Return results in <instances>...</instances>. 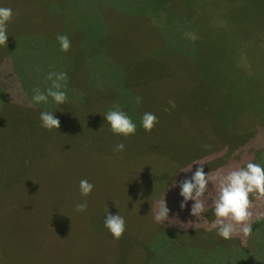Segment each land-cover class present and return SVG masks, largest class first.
<instances>
[{"label":"rangeland","instance_id":"obj_1","mask_svg":"<svg viewBox=\"0 0 264 264\" xmlns=\"http://www.w3.org/2000/svg\"><path fill=\"white\" fill-rule=\"evenodd\" d=\"M43 1L0 0V7L12 10L8 27L13 30L19 24V31H31L20 37L18 48L9 56L0 58V226L1 239L11 247L4 260H11L19 248L13 247L10 238L21 233L20 227L45 235H35L31 264H44L43 251L52 232L66 234L52 242L50 254H72L76 257L73 264H264V199L249 194L252 232L247 238L236 233L224 240L215 229L205 231L215 220L210 207L217 191L214 183L202 198L208 210L191 216L192 201L181 209L179 188L172 187L174 180L191 176V171H183L189 167L169 180L161 173L163 158H157L156 167L148 156H127L126 146L120 153L113 151L116 144L125 145L134 136L104 132L98 121L118 105L137 130L144 114L137 109L153 112L156 105L159 113H170V120L196 121L206 128L211 142L200 144L204 151L225 153L230 144L241 150L240 160L205 171L209 175L243 167L249 161L264 166V0H69V9L61 16L52 15L59 5L43 8ZM58 21L67 27L60 34L75 40L68 52L61 51L57 36L50 33ZM69 52L86 61L82 72L89 64V75L81 72L74 78L67 71ZM49 73L54 74L53 80L56 74H65L59 83L66 101L57 105L49 97L46 104H33V89L44 92L51 86ZM91 82L104 99V108L98 111L88 106ZM41 111H55L59 128H42ZM76 123H82L86 131L82 147L76 135L66 133ZM168 125L171 131L174 127ZM97 131L104 134L96 139ZM13 148L22 153L21 158ZM190 165L194 171V162ZM128 166L136 172L129 174ZM80 171H87L93 181L87 196L74 184V174ZM147 174L157 187L166 186L168 215L172 208L181 209L187 223L180 219L154 222L157 202L164 197L145 199L148 196L142 195L144 201L136 203L140 200L127 191L126 184L146 183ZM27 200L34 206L33 211L29 208L31 216L24 205ZM54 201L61 206L57 213L69 218L58 222V230L47 228L49 220H55L47 219L54 208L48 213L43 209ZM4 202L12 204L3 213ZM81 202L87 208L78 212L75 206ZM17 203L21 207L16 208ZM106 208L124 217L122 236L108 239L112 235L80 232L91 218L102 223ZM205 237L210 238L209 247ZM82 243L89 246L74 248Z\"/></svg>","mask_w":264,"mask_h":264},{"label":"trees","instance_id":"obj_2","mask_svg":"<svg viewBox=\"0 0 264 264\" xmlns=\"http://www.w3.org/2000/svg\"><path fill=\"white\" fill-rule=\"evenodd\" d=\"M69 0H46L43 1V8H46L50 5V3L55 4V5H59V7H57L59 10H61V12L58 11V9L54 10L56 12V14H52V15H59L61 16V14L63 13L62 11L69 9ZM73 1V0H71ZM49 8V7H48ZM31 12V11H30ZM35 14V13H33ZM42 14V11H41ZM49 14H50V9H49ZM43 17H46L43 16ZM50 17V16H49ZM42 16H39L37 18V20H41ZM105 19L107 20L108 17H105ZM17 25V24H16ZM13 26V30L8 27L11 26L10 21L7 23V33L9 34L8 39H7V43L6 46H0V58H3L5 56H9L15 49L18 48L17 42L20 40V37H22V35H28L30 34L29 32H31L30 30L27 31V33L23 32V31H19L18 27L19 24L17 26ZM66 27L64 23L61 22H56L53 24L52 29L50 31L51 34L58 36L61 33V28ZM70 27L73 28V25H70ZM67 28V27H66ZM75 40H70V43L72 44V42H74ZM79 44V43H78ZM75 46V45H74ZM72 46H70L68 49L70 50ZM68 52V50H67ZM228 51L226 50V53ZM69 56L71 57L70 59H68V64H67V71L69 70V72H71L72 76L74 78L79 77V75H89L90 72V66L87 63V70L86 72H82L83 70V65L86 63V61L83 60H77V56L75 53H68ZM76 56V58H75ZM82 72V73H81ZM173 85L170 83V87H172ZM168 87V89L170 88ZM91 89H92V93H90L92 96H88V106L93 110V111H98L101 108H104V99L101 98V92L98 88V86L94 85L91 82ZM156 105H154V109L153 112H149V111H145L142 109H137L138 111H144L145 112H149V113H153L155 114V116L157 117V121L154 124V126L152 127V129L150 131H145L143 127H139L135 133L133 134L134 136V140L132 141H126L125 146L126 149L124 151V153H126L127 156H148L149 161L154 162L156 164V167L158 166V161L157 158H163L161 159V170H162V174L166 175L169 177V180L171 178H173L174 176L179 175V171L185 167H190V163L194 162L195 167L196 164H203L204 165V171L207 170H214L216 168H218L219 166H222L224 164H228L230 163V160H240L241 154L239 148L237 147V145L235 144H230L227 147V151L225 153H221V154H214L213 150H209V151H204L201 147L200 144H204V143H209L211 142L210 140V136L207 135V129L200 126L198 124V122L196 121H190L191 123H185L183 120L180 121H173L170 120L169 118V114L170 113H166L165 111H161L160 113L157 111L158 107H155ZM98 109V110H97ZM171 110V109H169ZM107 111V110H106ZM105 111V112H106ZM104 112V113H105ZM98 121L100 122L99 124L102 125L101 129L104 130V132H107L108 130H110V127L108 125L107 122L104 121L103 117L99 116ZM181 122V123H180ZM169 124H172L171 127H174L171 131L170 129H168V127H170ZM103 127H108V129H104ZM84 128L82 127V123H76L73 125V128L69 131H67L66 133L68 135H76L77 138H79L78 144L80 145V147L85 146V143L82 142L81 139H84V134L86 131L83 130ZM74 130V131H73ZM164 132L169 133L168 136L165 135ZM175 132V135H173L171 137V134ZM97 137L96 139L103 135V132H95ZM132 136V135H131ZM217 136V134H215V137ZM214 137V138H215ZM95 140V139H94ZM99 141H102L101 139ZM74 146H76V144H74ZM96 146H101V145H96ZM78 147V146H76ZM242 149V146H239ZM19 151H21L20 147H19ZM13 152L15 153V155L18 158L22 157V153L20 152H16L15 148H13ZM117 153H120L117 152ZM204 157V159H202ZM24 160V159H23ZM26 161H24L25 166H26ZM127 161H133L129 158H127ZM156 167L154 169H156ZM129 169V174H133L136 172V170H134V167H130L128 166ZM101 171V169L99 170ZM87 171H80L78 173L74 174V184L78 183L81 179H85L88 180L90 183L93 184V181H91L86 173ZM115 174H117L120 171H113ZM147 173L150 174L149 169H147ZM113 181V180H112ZM127 187V191L128 192H132L134 193V195H137V200L140 201H136V203H140L143 202L144 200L141 199L142 195H146L148 196V198L145 199H161L162 197H164L165 199V194L163 191V189L166 187L164 184L160 187L156 186V182H152V177L150 175L147 174V182L146 183H127L126 184ZM208 191V190H207ZM214 196V195H213ZM206 197V195L204 196ZM203 198V197H202ZM143 200V201H142ZM12 204V202H4L2 204V209H3V213L5 210L8 209V207ZM25 208H28V215H32V211L34 210V206H30L29 204V200L25 201ZM50 207H44L43 209L48 210L45 211L46 213H48L52 208L54 213H52L50 211V214L48 216L47 219L49 220V218L54 217L55 220H52V222H50L49 220V225L47 226V228H52L54 230H58L61 226L59 225V221L61 219H69L66 215L64 216H60L61 214L57 213V209H60L61 206H58L57 201H54L52 204L49 205ZM21 207L19 203H17L16 208ZM29 208H31L32 211H29ZM61 212V210H58ZM112 211V210H110ZM30 212V213H29ZM111 213V212H110ZM52 214V215H51ZM87 217V216H84ZM82 217V218H84ZM169 222L170 221H175L176 223L178 222V220H182L185 221L182 218L181 215V209L178 210H174L173 208L171 209V213L169 215ZM34 220V218H33ZM4 222H9V221H4ZM188 220L185 221V223H187ZM4 224V223H3ZM85 225V223H84ZM87 226H84V228H82L80 230L81 233H85L87 235V231L88 234H93L96 235L98 233H105V234H109L111 235L108 230L106 228H104V226L101 227V225H103V222H95V220L93 218H91L89 220V222L86 224ZM95 227V230H91L90 227L91 226ZM18 227V226H17ZM85 227L87 228V230L85 229ZM20 234L17 236H12L10 238V242L13 243V247L19 246V248L17 249V251L15 252V254L11 255V260H4L5 259V255L8 254L10 252V245H6L5 242L1 239L2 236V231H1V226H0V264H7V263H11V264H31L32 258H33V250H30V246L32 244V242H34L35 240V235H42L45 236L44 234H35V232L32 234H30L29 232H26L25 229L20 228ZM99 228V229H98ZM207 229H210L209 227L205 228V231H207ZM34 230V228H33ZM126 230V229H125ZM125 232V231H124ZM123 232V233H124ZM66 234L64 232L60 233V232H52L50 234V238L46 241V245L44 247V255H45V260H44V264H67L70 262L75 263L76 261V257L72 256V254H64V253H58L56 255H52L50 254V252L52 250H54V247H52V242L55 241L56 239H58L59 235H63ZM27 235L28 238L25 239L24 236ZM123 235V234H122ZM121 235V236H122ZM77 236L80 239L79 236V232L77 234ZM55 238V239H54ZM113 238L112 236H109L108 239ZM206 238V239H205ZM203 238V241L205 243V246L209 247L210 245H207L208 242H210V238L205 237ZM247 238V236L245 237ZM78 239V240H79ZM83 240V239H82ZM211 243V242H210ZM89 246L86 243H82V244H77V246H74V248L77 249H81ZM59 247H61L59 245ZM32 248V247H31ZM49 248H51L52 250L50 251ZM73 248V247H72ZM3 253V254H2ZM51 257H54V259L52 260ZM64 257V261H60V259ZM68 259V260H67ZM63 262V263H62Z\"/></svg>","mask_w":264,"mask_h":264},{"label":"clouds","instance_id":"obj_3","mask_svg":"<svg viewBox=\"0 0 264 264\" xmlns=\"http://www.w3.org/2000/svg\"><path fill=\"white\" fill-rule=\"evenodd\" d=\"M11 16L12 10L10 8L0 7V46H6L9 36L6 29ZM56 39L61 51H67L70 47L68 37L60 34ZM53 75L49 73L48 79L52 80V83L44 92H41L39 88L33 89L31 96L33 104H46L49 97L57 105L66 101V93L61 90L62 85L59 83V81L66 79L65 74H56L54 80L52 79ZM140 99L137 97L136 102L140 103ZM54 112H40L39 120L42 128L46 130L59 128V119L54 115ZM102 116L114 134L127 137L136 131V124L132 118L118 105H114ZM156 121L155 114L145 112L140 118V125L145 131H150ZM124 147L123 143H118L114 146L113 151H123ZM192 166L183 170L185 172L191 171L190 177L186 176L182 180H174L172 183V187L179 188V195L182 197L179 207L184 209L188 202L192 201L189 214L194 217L201 216L208 210L205 206L206 201L202 197L205 196L209 184L214 183L217 191L215 197L210 201V207L215 220L209 230L215 229L216 234L224 240L231 239L236 233L248 236L252 232V225L248 223L252 216L249 194L255 193L257 199H264V166L249 161L243 167L221 172L214 176L204 171L203 164H196L194 171H192ZM78 189L82 196H87L92 191L93 184L88 180L81 179ZM75 208L76 211L82 212L87 208V203H78ZM169 211L164 198L159 200L153 215L154 222L162 224L169 220ZM260 218L257 216V219ZM103 226L114 239H118L125 231V219L118 213L108 212L106 208Z\"/></svg>","mask_w":264,"mask_h":264},{"label":"crops","instance_id":"obj_4","mask_svg":"<svg viewBox=\"0 0 264 264\" xmlns=\"http://www.w3.org/2000/svg\"><path fill=\"white\" fill-rule=\"evenodd\" d=\"M189 20V19H188Z\"/></svg>","mask_w":264,"mask_h":264}]
</instances>
